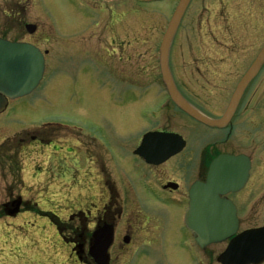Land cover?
<instances>
[{
    "label": "flooded vegetation",
    "instance_id": "1",
    "mask_svg": "<svg viewBox=\"0 0 264 264\" xmlns=\"http://www.w3.org/2000/svg\"><path fill=\"white\" fill-rule=\"evenodd\" d=\"M78 1L81 6L89 8L95 18L106 13L113 15L116 11L124 13L131 6L129 0H109L108 6L106 4L93 3L94 5L91 7L86 5L85 1L87 0ZM208 1L211 2V0H191L189 2L170 47L169 68L171 74L175 62L178 59H185L187 54L192 56L193 62L199 71H201L199 65L204 62V57L205 61L207 60V55L197 56V49L190 53V47L195 44V40H191L190 37L196 33V30L194 27L192 31H189V28H192L193 25L200 26L203 19L202 17L198 19L192 17V22L187 23L186 17L193 3L201 2L203 4V2L208 3ZM220 1L223 7L219 11L230 9L231 16L237 21L239 26L235 34L237 40L232 39L233 41L231 40V42L223 40L222 44L224 45L222 46L223 54L220 56L219 65L225 67L223 79L236 80L232 90L229 89L228 95L225 94L223 98L221 97L222 103L220 102V106L222 105L223 107L221 106L218 109L220 112L209 111L190 94L186 93L177 84V81L175 84L181 95L197 111L211 119H218L227 111L235 90L240 84H243L245 76L254 63L260 61L255 74L243 86L242 95L229 124L223 128L209 127L181 110L170 99L161 75L160 79L166 98L157 104L156 107H159V110L155 111L156 107L152 110L148 109L152 111L151 114H147L149 125L140 130L135 140L133 136H130L128 141L124 139L123 145L120 142L116 145L115 135L110 133L109 128H107L108 131L106 132L105 127L99 124L92 125L77 119H68L66 116L57 113L45 115L44 117L32 118L30 115L28 116L26 109L36 108L39 103L19 102L18 100L21 98L8 99L5 103H0V220L16 219L19 216L26 218L25 215H29L34 221L42 220L46 222L43 223L44 226L42 227L49 228L48 230L51 229L49 225L53 226L59 239V245L55 248H49L46 245L48 240H46L45 246L40 247V251L33 253L30 259L26 255H20V253H17L18 255L15 259L7 256L9 261L6 264H40V261L42 264H48L50 257L48 256L49 253L45 254L47 248H49L48 250L55 249V252L59 254L65 253L66 256L73 260L74 264H100L92 256L91 248L94 244L95 232L102 228L112 229L113 233L112 241L108 248L109 259L106 264H153L157 260L162 259L163 254H174L173 261H177L179 264H214L212 263V258L216 259V264H222L219 261V257L230 239L222 243H210L202 246L198 243L195 234L187 227L185 215L170 214V220L168 221L165 220L164 216L158 214L146 213L139 215L130 214L127 211L126 207L128 205L126 206L124 201L126 199L122 193L117 191L115 181L109 171L111 167L115 166L117 155L119 159L122 158L124 160L125 170L128 172L130 169L132 173L137 175L135 176V182L137 181L143 187V191L160 206L164 203L162 202L164 201V194L178 195L181 198L185 197L188 205L191 186L195 181L206 180L209 165L218 155L244 156L249 164L246 183L240 191L229 193L227 196L238 207V233L264 226L263 224L257 227L241 229V214L234 196L241 195L247 190L253 179H255V172L262 175L264 173V163L260 164L264 153H262L260 161L255 156L256 150H260V144L263 145L262 142H257V134L261 131L264 135V56L262 59L260 58L264 50V10H262L264 8V0ZM178 2L179 0L175 1L173 10L165 21V28L161 31V41ZM231 2L234 4L233 7H230ZM144 3L148 2L144 1ZM208 8L204 5L200 13L203 15ZM28 24L31 25L30 29L26 27ZM24 28L27 32L26 34L35 36L38 24L35 22L25 23ZM208 35L213 36L214 34L207 30L206 37ZM0 36L9 39L1 33ZM224 39H227L226 35H224ZM12 41L27 42L40 48L38 41L33 42L22 39H13ZM115 41L114 39L113 42ZM123 42L129 41L123 40ZM160 44L156 45L159 72ZM230 45L236 48L235 51L225 53V48L227 49ZM63 46L59 49L62 50ZM46 51V49L42 50L45 54V72L48 63ZM62 51L58 54L60 55ZM83 52L80 54H83ZM70 57L69 62L67 55L65 57L64 55L61 56L63 60V85L65 87L66 85L69 87L68 84L73 83L72 79L75 78V75L71 74L69 70L70 67L77 72V76L79 75L76 82L79 79L81 82L83 78V73H78L80 70L79 65H77L78 61L74 60L77 58L73 55ZM233 65L236 67L235 71L232 70ZM87 69L89 71V68ZM107 74H111V71H108ZM106 76L103 75L101 77L95 74L93 84L96 86L95 88L100 85L102 92L105 95L108 94L107 96L110 99V96H114V90L111 86L112 78L109 75ZM79 83L78 85L75 83L74 89L72 87L69 88L82 95L84 92L79 87ZM148 86L142 84L138 90L129 87L125 89L124 94L137 91V93L147 97L150 92L152 94V90ZM51 95L48 94L45 99H50ZM213 95L218 96V94ZM45 104L51 108H61L63 105L60 102H46ZM171 107L176 110V114L179 112L181 116L186 117L190 121L191 127L188 129L187 134L196 138L197 141L195 142H200L204 137L203 135L210 132L220 134L219 141L209 143L204 150H197L196 147H192L188 135L186 136V134L174 129L168 130V128H165L163 121L168 113L167 109H171ZM234 127L237 128L236 145L238 150L229 152L228 149H225L226 151H224L223 147L228 146ZM151 132L177 133L183 137L186 143L185 147L179 153L168 157L160 163L149 162L147 159L157 160L165 155L163 149L156 142H149L146 146H143L141 152L139 151V148L146 143V141L144 142L145 135ZM249 139L251 140V146L248 142ZM185 151H189L190 155L189 160L184 163L186 171L181 173L185 181L181 188L180 184L174 179L164 180L161 172L164 171L171 161L176 160ZM83 159L89 167L88 174L95 176L96 185L99 188L101 186L105 201L101 205L92 201L88 208L76 209L73 203L78 201V199L69 198L71 196L67 190V181L75 179L73 177L74 171L79 167L78 165ZM171 172L174 173L173 171ZM122 177L120 176V179ZM255 180V186L262 187L264 185V175L259 179L256 177ZM100 181L102 182L101 185ZM94 189H96V186H93ZM154 210L156 211V208ZM68 211L71 212L67 213ZM10 224H14V221H10ZM17 225L26 233L25 239H29V243L31 239H35V237H31L32 232L30 231L32 225L34 226L33 223ZM157 226H160L159 230H157ZM25 229L27 230L25 231ZM37 240L40 241L39 239ZM222 244H226L225 248L217 257H213L212 254L214 253L210 249L213 246ZM42 254L48 258L47 261L42 260ZM0 256H3V253H0Z\"/></svg>",
    "mask_w": 264,
    "mask_h": 264
},
{
    "label": "rangeland",
    "instance_id": "2",
    "mask_svg": "<svg viewBox=\"0 0 264 264\" xmlns=\"http://www.w3.org/2000/svg\"><path fill=\"white\" fill-rule=\"evenodd\" d=\"M129 1L131 6L128 11L124 13L116 11L113 15L106 13L95 18L92 11L81 6L78 0H0V33L12 40L38 41L41 50H47V69L39 88L32 95L18 100L19 102L39 103L36 108L26 109L28 116L30 115L32 118L44 117L57 113L68 119H77L92 125L99 124L105 127L106 132L109 128L110 133L115 135L116 145L118 142L123 145V140L128 141L130 136H133L135 140L140 130L149 125L147 114L152 113L149 110L166 98L160 79L156 45L161 42V31L165 28V21L173 10L176 0L152 1L150 3H144L145 0ZM85 2L89 7L99 3L108 6L110 3L109 0H87ZM204 5L209 8L204 11L203 15H205L203 16L200 11ZM233 5L231 2L230 7ZM222 7L220 0H211V2H203V4L196 2L191 5L186 22H192V17L197 19L202 17L203 21L200 26L193 25L192 28H189V31H192L194 27L196 30V33L190 37L191 40H195V44L190 47V53L197 49V56L207 55V60L205 61L204 57V62L199 65L201 68L199 71L192 56L187 54L185 59H178L172 69V75L174 73L176 76L175 78L173 76L174 81H177V84L205 109L212 112H220L218 109L222 106H220L221 97L223 98L225 94L228 95L229 89L232 90L233 84L236 82L235 79L224 80L225 67L219 65L220 56L223 54V40L227 42L235 40V34L239 28L237 21L231 16L230 9L219 11ZM29 22L38 24L35 36L26 34L24 24ZM207 30L214 35L206 37ZM224 35L227 36V39H224ZM114 39L115 42H113ZM123 40L129 42H123ZM61 46H63V51L59 49ZM235 49L230 45L227 49L225 48V53H230ZM60 51L62 53L59 55ZM82 51H84L83 54H80ZM63 55L64 57L67 55L69 62L71 55L77 58L74 60L78 61L77 65L80 69L78 73H83V78L81 82L80 79L76 82L79 75L77 76V72L70 67L69 70L71 74L75 75V78L72 79L73 83L68 85L74 89L75 83L78 85L80 82L79 87L84 94L81 95L67 85L66 87L63 85V60L61 58ZM232 70L235 71L236 67L234 66ZM108 71H111V74H107ZM95 74L101 77L109 75L112 78L113 97L110 96L109 99L108 94L105 95L102 92L100 85L95 88L96 86L93 84ZM142 84L149 85L148 88H151L152 94L150 92L147 97L137 91L124 94L126 88L131 87L138 90ZM93 91L95 92L93 93ZM48 94L52 95L47 100L45 98ZM213 94H218V96ZM46 102H60L63 105L61 108H51L45 104ZM157 110L158 107L155 108V111ZM167 111L163 126L168 130L174 129L188 135L192 147H196L197 150H204L209 143L219 141L220 134L210 132L203 135L200 142H195L197 139L187 134L191 127L190 121L181 116L179 112L176 114L173 107ZM236 135L237 128L234 127L228 146L223 147L224 151H226L225 149H228L229 152L238 150ZM257 136V142L263 143V145L260 144V150L255 152V156L260 161L261 155L264 153V135L260 131ZM248 142L251 146L250 139ZM189 155V151H185L176 160L171 161L161 172L164 177L162 178L164 180L174 179L182 188L185 181L181 173L186 171L184 163L189 160ZM261 163H264V157ZM78 166L73 175L75 179L67 181V190L71 196L69 198L78 199L73 203L76 209H86L92 201L96 204H103L105 201L103 190L101 186L99 188L96 185L95 176L88 174L89 167L85 164L84 159ZM125 168L124 160L119 159L117 155L115 166L111 167L109 171L115 181L117 191L122 193L126 199L124 200L125 205H128L126 208L130 214H158L164 216L168 221L170 214H185L187 205L185 197L164 194V201H162L164 203L160 206L143 191V187L137 181L135 182L137 175L130 169L127 172ZM257 173H254L255 179L256 177L257 179L262 178L264 175V173L263 175ZM120 176H123L122 179ZM255 179L241 195H234L241 214V229L264 224V185L262 187L255 186ZM99 183L102 184L101 181ZM93 186H96V189L93 190ZM124 194L126 195L124 196ZM25 216L26 218L19 216L16 219L0 220V253H3V256H0V264H6L9 261L7 256L15 259L19 253L30 259L33 253L40 251V247L45 246L46 240H48L46 245L49 248L59 245L58 235L53 226L49 225L51 229L48 230L49 228L42 227L46 222L34 221L29 215ZM12 220L14 224H10ZM25 223L34 224L30 229L31 237L38 234L34 240H30V243L29 239H25L26 233L17 225ZM159 228L160 226H157V230ZM225 246L226 244L213 246L210 249L214 253L212 256L217 257ZM49 248L45 254L49 253L48 262L50 264H74L73 260L65 253L59 254L55 252V249L48 250ZM43 254L41 255L42 260L47 261L48 258ZM173 256L174 254H163V258L153 264H177V261H173ZM39 263L42 264L41 261ZM212 263H217L215 258H212Z\"/></svg>",
    "mask_w": 264,
    "mask_h": 264
},
{
    "label": "water",
    "instance_id": "3",
    "mask_svg": "<svg viewBox=\"0 0 264 264\" xmlns=\"http://www.w3.org/2000/svg\"><path fill=\"white\" fill-rule=\"evenodd\" d=\"M190 0H181L164 34L160 46V66L163 81L176 105L196 120L210 126H227L237 107L243 86L255 74L258 63H254L235 90L230 105L219 119H211L197 111L178 92L169 69V54L182 15ZM30 28V26H28ZM264 56V50L261 59ZM260 59V60H261ZM45 70V58L42 51L28 43H18L0 37V103L5 97L18 98L30 94L39 85ZM147 139V140H146ZM145 146L156 142L163 149H170L163 161L185 146L180 135L168 133H149L145 136ZM139 151L141 152L140 148ZM247 161L242 156L219 155L209 167L205 182L197 181L190 191L189 208L186 223L196 235L201 245L221 242L238 229L237 209L232 201L222 195L240 190L247 179ZM112 229L102 228L94 234L92 256L100 263L108 262V248L112 241ZM224 264H261L264 262V227L245 231L235 236L220 257Z\"/></svg>",
    "mask_w": 264,
    "mask_h": 264
},
{
    "label": "bare ground",
    "instance_id": "4",
    "mask_svg": "<svg viewBox=\"0 0 264 264\" xmlns=\"http://www.w3.org/2000/svg\"><path fill=\"white\" fill-rule=\"evenodd\" d=\"M37 236H38V234H36V235H35V236H33V237H35V238H36ZM41 243H43V242H41Z\"/></svg>",
    "mask_w": 264,
    "mask_h": 264
}]
</instances>
